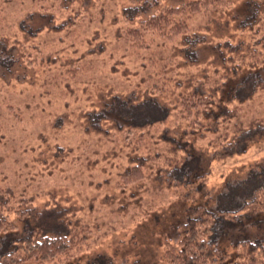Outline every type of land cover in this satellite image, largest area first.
<instances>
[{"label":"rangeland","instance_id":"rangeland-1","mask_svg":"<svg viewBox=\"0 0 264 264\" xmlns=\"http://www.w3.org/2000/svg\"><path fill=\"white\" fill-rule=\"evenodd\" d=\"M0 1V14L8 23L0 27V38L9 39V44L0 39V50L10 47L16 56L10 64L11 73L0 65V127L4 129L0 137V187L10 188L16 199L34 197L39 205L47 201L74 206L92 230L90 248L63 264H166L161 259L162 243L176 242L179 234L174 226L194 217L196 207L218 213L234 210L246 200L241 196L247 188L244 180L253 175L257 163L264 165V136L244 153L220 161L211 159L210 150L204 152L199 142L183 146L177 155L186 164L197 157L198 175L210 167L204 183L201 177H194L193 186L183 184L175 171L162 183L146 179L140 185L118 186L121 173L132 162L138 163L146 150L123 140L124 126L119 128L95 116L106 106H117L118 101L131 98L132 107L143 105L146 119L153 112L151 99L162 103L144 80L155 68L144 66L142 58L130 56L126 39L117 29L151 14L153 5L145 4L146 0H90L84 25L71 27L68 20L82 13L79 0H69L67 9L58 13L49 10L47 16L38 14L37 4L42 0ZM50 1L56 7L55 1ZM184 1L162 0L169 4ZM239 1L204 35L208 50L199 51L196 57L202 61L192 64L185 59L183 49L180 51L182 46H164L159 41L160 66L156 67L167 77L175 76L171 87L174 78L186 80L187 73L197 75L195 67L211 62L212 56L214 64L223 67L219 55L227 57L231 53L223 52V36H228L232 53L244 51L249 44L255 53L264 54V47L253 45L249 30L239 29L237 20L245 15ZM195 24H199L198 18L190 28ZM8 59L5 64L6 60L10 63ZM78 64L83 67L81 75L73 80H54V76L65 75L71 65ZM251 105L256 107L255 112L262 110L258 99ZM148 125L142 127L147 134L151 133ZM188 172L183 169V173ZM193 187L194 200H172ZM260 219L254 223L240 214L229 222L221 220L214 230L216 247L232 255V243L243 235L255 232L264 238V214Z\"/></svg>","mask_w":264,"mask_h":264},{"label":"trees","instance_id":"trees-1","mask_svg":"<svg viewBox=\"0 0 264 264\" xmlns=\"http://www.w3.org/2000/svg\"><path fill=\"white\" fill-rule=\"evenodd\" d=\"M54 1L56 7L50 0L38 3V14L50 15L49 10L58 13L61 9H67L71 0ZM237 1L187 0L169 4L162 0H146L145 4L154 6L151 14L140 17L136 23L117 28L119 36L126 39L130 56L142 58L144 66L155 68L144 80L150 83L149 90L157 94L162 102L160 104L151 99L153 112L146 119L143 117V105L132 107L131 98L118 101L117 106H106L100 114L94 115L102 116L119 128L124 126L121 130L123 140L135 148L142 146L146 150V155L138 157V163L132 162L121 173L119 187L140 185L146 179L161 180L162 183L166 176L173 177L175 171L183 184L193 186L194 177H201L204 183L208 180L210 167L207 165L208 172L198 175L196 170L200 165L199 159H195L197 157L187 160L186 164L177 155L183 146L197 145L199 142L204 152L210 150L211 159L220 161L244 153L252 143L264 136V54L260 51L255 53L253 46L247 44L245 46L251 48L235 54L230 50L232 45L228 43V36H223L226 37L221 43L223 52L232 54L224 55L225 58L219 55L223 59V67L215 65V56H212L211 62L204 61L201 66L195 67L197 75L187 73L185 76L189 77L186 80L174 78L172 87L170 82L175 76L167 77L163 70L156 67L160 66L157 51L160 44H179L186 60L192 64L202 61L196 57L199 51L205 53L208 50L204 35H208L207 32L225 12L233 10ZM240 1L245 15L237 20L240 21L239 29H248L253 45L264 47V0ZM89 2L79 0L82 13L78 18L68 20V25H84ZM2 4L0 1V13ZM195 18H198L199 24L190 28ZM124 19L128 20L126 14ZM7 24L0 14V27ZM73 38L77 36L74 34ZM0 39L9 44L8 38ZM2 44L3 41H0ZM172 46L169 45V48ZM0 51V65L7 67L11 73L16 56L10 47ZM6 58L10 59V63L7 60L4 63ZM226 59L230 61L227 63ZM82 69L79 64L71 65L65 75H56L54 80H73L82 74ZM257 99L262 110L255 112L256 107L251 103ZM16 118L20 119L19 116ZM147 124H150L149 134L142 131ZM3 130L0 127V137ZM256 165L257 169L249 171H253V175H247L244 180L247 188L242 190L244 195L241 196L246 200L237 204L234 210L214 213L198 206L194 210V217L174 226L179 238L176 242L167 240L161 247V259L166 264H217L226 261L227 264H264V238L259 237L258 233L243 235L232 243V255L219 250L214 237L215 227L221 220L229 222L240 214L254 223L263 220L260 216L264 214V165ZM184 168L189 170L187 174L183 173ZM195 198L196 189L193 187L188 193L177 195L172 200L190 201ZM91 232L74 206H58L47 201L39 205L34 197L16 199L10 188L0 187V264L67 263L90 248L88 238Z\"/></svg>","mask_w":264,"mask_h":264}]
</instances>
